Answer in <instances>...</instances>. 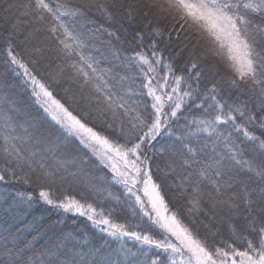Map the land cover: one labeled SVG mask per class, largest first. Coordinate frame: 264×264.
<instances>
[{
  "label": "snow or ice",
  "instance_id": "1",
  "mask_svg": "<svg viewBox=\"0 0 264 264\" xmlns=\"http://www.w3.org/2000/svg\"><path fill=\"white\" fill-rule=\"evenodd\" d=\"M93 6L87 4L72 8L61 0H10L5 11L14 10L17 22L21 16H25L32 17L42 25L55 41L56 57L63 64L58 65L59 71L51 82L40 78L15 51L12 41L17 23L11 25L14 31L8 33L6 38L7 63L15 66L12 71L23 77L22 83L30 88L35 104L43 110L46 118L58 126L63 140H78L97 157L101 165L110 169L112 182L121 186L127 197L124 203L130 204L134 215L138 208L140 218L146 217L161 230L162 238L157 239L146 231H130L129 225L112 218L116 209L106 212L87 198L54 199L51 187H42L39 197L56 208L87 217L100 231L116 239L128 237L148 249H160L162 254H167L165 260L157 257L138 264H264V162L255 164L244 159L243 148L232 138L233 132L243 136L264 156V138L256 131H250L252 128L264 133V0H112L111 3L95 5L108 21H112L114 13L121 10L130 21L134 20V12H142L145 17L149 13L167 16L189 34L188 38L195 37L201 47L210 44L206 51L225 62L233 73L229 78L230 85L240 95L247 97L241 99L238 96L231 103L219 94L215 84L206 93H200L198 85L203 71L195 59L190 62V67L196 70V88L188 83L193 79L191 72L188 77L177 75L172 63H166L157 51L155 40L124 56V66L136 67L140 73L142 82L139 90H134L135 77L120 75L111 68L102 67L100 59L90 51L91 31L85 33L73 22L76 18H85V8ZM256 18L259 23L255 22ZM153 33L155 36L161 35L159 28H154ZM108 34L119 40L115 33ZM133 39L143 45L144 33L136 32ZM195 48L196 44L193 50ZM112 55L119 59L121 53L116 50ZM31 63L35 65L38 61ZM161 65L166 69L162 75L158 71ZM65 68L72 70L80 92L79 96L73 94L63 100L54 95V89L63 77ZM182 83L187 85V90L181 88ZM85 89L88 90L87 94ZM144 97H150L151 103L145 105ZM82 102L85 107L78 109L76 105ZM193 108L201 112V117H193L189 121ZM185 109L189 115L184 114ZM93 117L103 124L99 130L94 126ZM182 117L186 123L181 127L179 121ZM222 127L224 131H221ZM109 129L112 130L111 134H107ZM174 129L182 134L177 135ZM14 132L11 117H8L0 127V141L3 142L0 149L5 160L12 161L14 167L0 170V182L5 180L6 173L14 175L16 167L23 170L25 166L30 172L40 170L38 180L55 183L57 178L66 179L62 174L67 172L63 161L57 160L50 165L38 152L23 150L19 146L21 138L13 135ZM162 132L167 136H176L175 143L180 148L173 145L172 154L187 155L182 164L193 169L178 185L182 194L190 192L189 214L201 211L203 185H211L213 192L208 194L211 207L220 208L226 213L232 240L239 242L241 247L229 240L217 243L214 239L217 233H209L212 237L209 243L208 238H201L195 230V219L191 220L190 227L176 211L170 210L161 184L153 178L154 165L156 171H163L165 176L174 168L172 161L167 162V170L156 163L154 142ZM200 133L214 136L216 143L223 142L228 155L225 157L222 153L219 159L211 162L198 161V150L188 140ZM47 151H52V148ZM159 152L163 154L165 149L160 148ZM226 159L259 177L261 183L256 188H250L247 182L232 176L225 179L226 172L231 171L226 168ZM67 176L81 178L77 173H67ZM234 185L240 195L236 194ZM92 187L96 192H107L108 197L117 204L121 203L120 196L113 195L107 189ZM227 189H233V195L228 196ZM28 199L32 197L29 195ZM233 218L243 220V230L231 223ZM135 227L139 228L140 225ZM141 252L146 255L143 249Z\"/></svg>",
  "mask_w": 264,
  "mask_h": 264
},
{
  "label": "trees",
  "instance_id": "2",
  "mask_svg": "<svg viewBox=\"0 0 264 264\" xmlns=\"http://www.w3.org/2000/svg\"><path fill=\"white\" fill-rule=\"evenodd\" d=\"M61 2L72 8H77L87 4L111 3L112 0H93L92 2L90 0H61ZM4 7L5 0H0V127H3L8 117H11V126L15 128L13 135L21 138L19 146L23 150L38 152L45 157L50 165H54L57 160L63 161L67 172L62 173L66 179L57 178L55 183L38 180L37 176L40 170L30 172L26 166L23 170L16 167L14 175L5 174V180L0 182V264H57V262H66V264H138L140 261H148L157 257L165 260L167 254H162V250L148 249L147 246L128 237H124L123 240L116 239L108 233L100 231L87 217L56 208L39 197L42 187H51L54 199L63 200L66 197H74L83 200L87 198L97 208H104L106 212L108 209H116L112 218L118 223L129 225L130 231H146L157 239L162 238L161 230L146 217L140 218L138 208L134 215L130 204L124 203L127 197L124 195L123 188L112 182L110 169L101 165L97 157L89 149L84 148L78 140H63L58 126L46 118L43 110L35 104L30 88L22 83L23 77L14 74L12 69L15 66L7 63L8 57L5 52L7 35L14 31L11 27L13 23L18 24L12 41L15 51L33 71H36L40 78L51 82L52 77L56 76L59 71L58 65H62L63 62L57 59L55 41L42 25L37 24L32 17L25 16H21L17 22L15 18L17 13L14 10L5 20L4 16H1ZM85 11L87 12L85 18H76L73 22L77 24L79 30L85 33L91 31L89 39L91 54L100 59L102 67L111 68L114 73L120 75L134 76L135 83L132 85L134 90L138 91V86L142 82L140 73L136 67L126 68L124 66L126 63L124 56L125 54L130 55L134 49L139 50L155 40L157 51L162 54L166 63H172L177 75L188 77L189 72L192 73L193 79L188 80V83H191L193 88L197 87L194 80L196 70L191 69L190 62L193 59L196 60L203 71L198 85L201 94L206 93L215 84L219 94L227 98L229 103L236 100L238 96L241 99H247L230 85L229 78L233 75L232 70L227 67L224 61L218 60L206 51L211 45L206 44L201 47L197 44L195 37L188 38L189 34L182 30L179 24L173 22L169 26L164 24L154 26L155 16L153 20H146L138 13L137 15L133 14L134 20L130 21L123 10L115 12L114 19L108 21L96 6L95 8H85ZM166 20L171 19L167 17ZM93 21L94 23H92ZM136 21L138 22L136 23ZM255 22L259 23L260 21L256 18ZM101 26L103 27L101 28ZM36 28L40 30L36 31ZM154 28L160 29V36L154 35ZM109 32L119 36V40L110 36ZM136 32L144 33L143 45L133 39ZM172 41L180 43L177 51L172 50ZM194 44H196L195 50H193ZM116 50L121 53L119 59L112 55V52ZM33 60L38 63L33 65L31 63ZM122 61L124 62L122 63ZM17 71L22 72L20 69ZM158 71L162 75L166 69L161 65ZM244 87L246 88V86ZM181 88L187 90V85L182 83ZM65 89L68 91L66 92ZM84 91L87 94L88 90ZM79 92L80 88L72 75V70L65 68L63 77L60 78L59 84L54 89V95L66 100L73 94L79 96ZM136 98L133 97V99ZM142 100L145 105L151 103L150 97H144ZM197 103H199L198 100ZM76 107L80 109L85 105L82 102ZM184 114L189 115L186 109ZM193 117L200 118L201 112L193 108L189 115V121ZM92 119L98 130L103 127L100 120H95L94 117ZM185 123L186 121L182 117L179 125L182 127ZM174 131L177 135L182 134L178 129H174ZM221 131H224L223 127ZM250 131H256L257 135L264 138V133L259 129L250 128ZM111 133L112 130L109 129L107 134ZM57 137H60L59 141ZM232 138L243 148L244 159L251 160L255 164L264 162V156L260 155L258 147H254L243 136L235 132H233ZM175 141L176 136H167L162 132L161 136L157 138V142H154L157 152L156 163L160 164L164 170H167L165 166L168 161L174 163V168L167 176L163 171H156L155 165L153 166V178L161 184L162 194L170 210L176 211L179 218L190 227L192 226L191 220L195 219V230L201 238H208L209 243L212 242L209 233H217L214 237L217 243L221 240H229L237 243V247H241L239 242L232 240L230 224L225 219L226 213L220 208L213 209L211 207L208 196L213 192L211 185L207 183L203 185L204 200L201 211L189 214L190 192L182 194L178 185L193 169L186 168L182 164V160L188 158L187 155L172 154L173 145L177 149L180 148V145ZM188 142L198 150L196 156L198 161L211 162L214 159H219L222 153L225 157L228 155V150L224 147L223 142L216 143L215 137H209L207 133L190 137ZM2 143L0 141V145ZM50 147L52 151H47ZM160 148L165 149L163 154L159 152ZM225 164L226 168L231 169L226 172L225 179L232 176L236 180L247 182L250 188H256L261 183L259 177L241 169L230 160L226 159ZM12 167H14L13 162L5 160L2 149H0V170ZM67 173H77L81 178L73 179L67 176ZM26 176L29 179H25ZM93 185L120 196L121 203L117 204L108 197L107 192L94 191ZM185 187L187 188V185ZM233 189L237 195H240L239 189L235 185ZM233 189L225 190L228 196L233 195ZM21 193L23 195H20ZM29 195L32 197L31 200L28 199ZM231 223L243 230L242 219L233 218ZM136 225H140V227L137 228ZM220 246L223 247V244ZM141 249L146 252V255L141 252Z\"/></svg>",
  "mask_w": 264,
  "mask_h": 264
},
{
  "label": "rangeland",
  "instance_id": "3",
  "mask_svg": "<svg viewBox=\"0 0 264 264\" xmlns=\"http://www.w3.org/2000/svg\"><path fill=\"white\" fill-rule=\"evenodd\" d=\"M2 1V0H1ZM93 0H90V2H92ZM8 2H10V1H8V0H5V7H4V9L2 10V13H1V16H4V18H5V20L6 19H8L9 17H10V15H11V13H12V11L10 12V14H8V12H6L5 11V8L7 7V3ZM122 2H132V0H122ZM92 5H94V4H92ZM94 8H95V5L93 6ZM134 15H137V13L136 12H134L133 13ZM138 14H140L142 17H144V19H146V20H153L154 19V15H152V13H149V15L147 16V17H145L144 15H143V13L142 12H140V13H138ZM116 16H118V15H116ZM167 19V16H162V17H157V16H155V24H154V26L155 25H162V24H164V25H167V26H169V24H171L172 25V23H173V21L172 20H166ZM138 21H136V23H137ZM158 24H157V23ZM153 25V24H152ZM153 27V26H152ZM179 44L180 43H178V42H174V41H172V44H171V46H172V50H174V51H177V48L179 47Z\"/></svg>",
  "mask_w": 264,
  "mask_h": 264
}]
</instances>
